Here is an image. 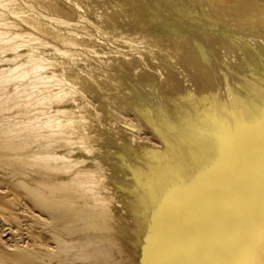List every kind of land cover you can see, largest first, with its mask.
Segmentation results:
<instances>
[{
	"label": "bare ground",
	"instance_id": "obj_1",
	"mask_svg": "<svg viewBox=\"0 0 264 264\" xmlns=\"http://www.w3.org/2000/svg\"><path fill=\"white\" fill-rule=\"evenodd\" d=\"M0 48V152L48 219L8 225L16 261L264 264V0H0Z\"/></svg>",
	"mask_w": 264,
	"mask_h": 264
},
{
	"label": "rangeland",
	"instance_id": "obj_2",
	"mask_svg": "<svg viewBox=\"0 0 264 264\" xmlns=\"http://www.w3.org/2000/svg\"><path fill=\"white\" fill-rule=\"evenodd\" d=\"M1 51H2V48H0V58H2L4 56V53H6V51H3V53ZM1 84L3 85L2 82H0V86H2ZM21 106L27 107V103H25L24 98H20L18 96L2 98V100L0 101V119L3 120L4 122H12L11 119L14 117V116H12V110L17 109L18 107H21ZM8 162H10V161H9V158L6 156V154H2L0 152V188H1L0 189V194H1L0 195V218L3 220L2 221L0 219V222H1L0 228L4 229L3 233L0 235V238H1L0 239V244H1L0 245V262L2 260V262L0 264H2V263L3 264H21V263H19L18 260L16 261L17 253L15 251L8 250L7 249L8 247L4 246V245H7L9 243V240H6V238L8 236H10V234H6L7 231L9 230V229H7L8 225L13 221L11 223L12 225L10 224V226H12L13 236L15 235L14 237H16V238L13 237L15 239V241H17V240L19 241L22 238H23V241L26 240L27 238H25L24 236H27L30 240H35L36 237L38 236L37 233H39V231L41 230L39 228V226H41V222L48 221V219H46L44 214H43L44 217L41 215V219H36V218L34 219L33 214H40L42 211L38 206L34 205L33 201L27 196V194L23 191V189L20 186L16 185L18 183L14 179L17 177L13 176V179H12V177L9 176V175H11L9 173L12 172V170H14L13 171L14 173L17 171H16V168H13L15 166L14 164H9L11 166L14 165L13 167H7L6 164ZM17 163H18V161L15 162V164H17ZM10 168L12 170H10ZM14 220H16V221H14ZM6 222H7V224H6ZM24 222H27L29 224L30 232L23 234L22 235L23 237H17V235H16L17 229L16 228H22V226L24 227L25 226V225H23ZM17 223H19V224H17ZM2 224H4L3 227H1ZM13 225H15V227ZM17 225H19V226H17ZM14 229H16V230H14ZM42 239H44L47 242L53 241L52 238L47 237L45 234L42 235ZM20 243H22V242L20 241ZM52 249H53V251L57 252V256H58L57 260H59L58 261L59 263H57V264H63L62 262L66 263V264H76V263H73L74 261H72L73 260L72 258L76 257V255L80 256V258L83 260L84 264H90V263H88V260H87V258L92 254L90 250L84 251V252H79L78 251L79 249H77V248L73 249V248L63 247L62 243H59L55 248H52ZM41 250H43L42 252H44L45 250L47 251L46 248H42ZM7 251H9V252H7ZM5 252H7V253H5ZM13 252H15L14 257L12 255ZM58 252L59 253L61 252L62 254L61 253L58 254ZM3 257H7V258H3ZM4 259H5V261L3 262ZM7 259L8 260L12 259L13 261L15 260V262H12V260L10 262ZM25 264H30V263H25Z\"/></svg>",
	"mask_w": 264,
	"mask_h": 264
}]
</instances>
